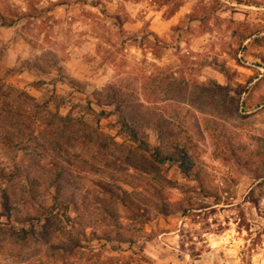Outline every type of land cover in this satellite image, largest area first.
<instances>
[{
	"label": "rangeland",
	"instance_id": "obj_1",
	"mask_svg": "<svg viewBox=\"0 0 264 264\" xmlns=\"http://www.w3.org/2000/svg\"><path fill=\"white\" fill-rule=\"evenodd\" d=\"M0 264H264V0H0Z\"/></svg>",
	"mask_w": 264,
	"mask_h": 264
},
{
	"label": "trees",
	"instance_id": "obj_2",
	"mask_svg": "<svg viewBox=\"0 0 264 264\" xmlns=\"http://www.w3.org/2000/svg\"><path fill=\"white\" fill-rule=\"evenodd\" d=\"M170 1V0H168ZM168 4H165V2H161V6H165L167 5V8L165 9L164 13H165V17H170L174 14V12H176L179 8H180V2L179 4H176V5H169L170 2H166ZM173 7V11L172 13L171 12H168V10L170 11V8ZM189 18L191 20H195L193 17V15H188ZM4 20V19H2ZM152 37L154 39L157 38L156 35L154 34H151ZM11 96V95H10ZM13 99L15 100H18L19 101V98L18 96L17 97H12ZM4 102H6V99L4 100ZM100 115H103L104 112L103 111H100L99 112ZM118 115V114H117ZM119 124L121 125V128L122 130L128 135V137L130 138L131 142L133 143H136L137 146L141 149H145L147 150L149 148L148 144L143 141L140 136H139V131L138 129L136 128V125L134 123L130 124V123H127L126 120L121 116L119 115ZM17 126V136H20V132H24L22 131V129L20 128L19 125H16ZM6 135L8 136V133H6ZM230 135V139L231 140H235L233 137V135H231V133H229ZM170 143L169 144H166L165 143V146H167V149L165 148H156L153 150V152L151 153V156L153 158V161L157 164H165V163H169V164H176L178 165V167L182 170V172L186 175H190V172H191V167L190 165L188 164L189 160H188V156H187V148L185 145H183L182 143H179V141H176L173 142V141H169ZM231 143H233V141H231ZM240 145L236 144L234 145V150L236 151H239L241 148L239 147Z\"/></svg>",
	"mask_w": 264,
	"mask_h": 264
},
{
	"label": "crops",
	"instance_id": "obj_3",
	"mask_svg": "<svg viewBox=\"0 0 264 264\" xmlns=\"http://www.w3.org/2000/svg\"><path fill=\"white\" fill-rule=\"evenodd\" d=\"M161 8H163V11H162V18H163L164 24H169L171 20H174V17H173V16H174L175 14L172 15V16H170V17H165V15L163 16V14H165V13H164L165 6H161ZM182 9H184V8H182ZM185 10H186V8H185ZM177 12H178V11H177ZM177 12H176V13H177ZM185 12L187 13L188 11H183V13H185ZM174 13H175V12H174ZM183 13H182V11L179 12V15H178V16H180V15L183 14ZM177 14H178V13H177ZM175 16H176V15H175ZM178 16H177V18H178ZM157 22H158V21L155 20V18H153V19H152V25H151V28L154 29V24L157 23ZM162 25H163V24H162ZM151 34L156 35L154 32H151ZM156 36H157V35H156Z\"/></svg>",
	"mask_w": 264,
	"mask_h": 264
}]
</instances>
